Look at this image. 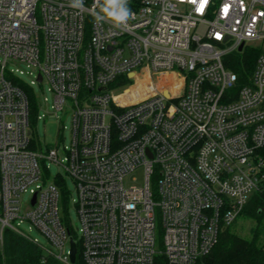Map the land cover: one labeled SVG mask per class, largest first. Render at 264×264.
I'll return each instance as SVG.
<instances>
[{
	"label": "built area",
	"instance_id": "obj_1",
	"mask_svg": "<svg viewBox=\"0 0 264 264\" xmlns=\"http://www.w3.org/2000/svg\"><path fill=\"white\" fill-rule=\"evenodd\" d=\"M84 3L77 13L68 0H0V244L9 229L63 264H74L70 241L85 264H198L264 188V0H129L123 30L95 25L94 0ZM243 49L257 56L239 83L225 63ZM34 83L47 85L52 112L69 113L67 143L34 139L47 101ZM137 169L143 183L127 186Z\"/></svg>",
	"mask_w": 264,
	"mask_h": 264
},
{
	"label": "trees",
	"instance_id": "obj_2",
	"mask_svg": "<svg viewBox=\"0 0 264 264\" xmlns=\"http://www.w3.org/2000/svg\"><path fill=\"white\" fill-rule=\"evenodd\" d=\"M256 56L254 49L235 51L225 64L237 73L239 83H243L251 73ZM30 103L33 106V96H30ZM239 216L254 221L251 237L244 238L226 227L220 232L216 245L198 264H264V188L251 193ZM0 264L63 263L32 240L6 229L0 244ZM74 264H85L78 244Z\"/></svg>",
	"mask_w": 264,
	"mask_h": 264
},
{
	"label": "rangeland",
	"instance_id": "obj_3",
	"mask_svg": "<svg viewBox=\"0 0 264 264\" xmlns=\"http://www.w3.org/2000/svg\"><path fill=\"white\" fill-rule=\"evenodd\" d=\"M204 26L199 25L196 29H194L195 34H203ZM12 68H18L23 70V74H19L16 72V75L25 83L29 84L30 80L34 78L33 75H28L25 73V71L31 70L30 67H27L25 63H19V64H12L10 65ZM168 80H170L169 85V91L172 95H176L180 92V88L182 85V81L175 76L174 73H170L167 76ZM133 80L130 78L128 81V84L132 83ZM156 82V79L154 80ZM31 87L34 90V93L40 98L41 100L43 97L47 98V101L45 105L42 103V107L38 109L39 114H44L39 119L35 120L32 124V131L33 136L35 140H39L41 146L44 148L45 146L53 145L54 143L62 144L67 143L69 140V132L66 129L62 128V125L68 126L69 124V113H64V111H58L56 114L52 112L50 109L51 104V93L49 90H47V85L45 83L43 84H37L34 83L31 85ZM130 91V90H129ZM128 91V92H129ZM115 92H118L116 90ZM61 132V133H60ZM49 165V178L54 177L58 172V166L54 162H48ZM143 171L142 169H137L133 171L126 179L125 184L127 186L131 185H141L143 183ZM65 187L67 192V199L68 202L65 203L66 209L64 211L65 216L69 219L71 229H72V236L75 241L79 238V220L78 215L76 213L75 206L73 204L72 199L76 197V191L73 181L70 178H66L65 181ZM29 194L27 192L22 193L21 195V201H22V207H26V203L29 199ZM254 221L248 218H244L242 216H238L235 223L229 226V229L236 233L237 235H240L244 238H250L251 237V228L254 226ZM21 228L31 237L35 238L41 245L47 246V240L46 238L34 227H32L29 223L24 222L21 224ZM257 243H259V239L257 240Z\"/></svg>",
	"mask_w": 264,
	"mask_h": 264
},
{
	"label": "clouds",
	"instance_id": "obj_4",
	"mask_svg": "<svg viewBox=\"0 0 264 264\" xmlns=\"http://www.w3.org/2000/svg\"><path fill=\"white\" fill-rule=\"evenodd\" d=\"M67 7L77 13L85 10L84 0H68ZM93 23H110L114 28L127 29L129 20L135 18V13L129 6V0H94L90 9Z\"/></svg>",
	"mask_w": 264,
	"mask_h": 264
},
{
	"label": "water",
	"instance_id": "obj_5",
	"mask_svg": "<svg viewBox=\"0 0 264 264\" xmlns=\"http://www.w3.org/2000/svg\"><path fill=\"white\" fill-rule=\"evenodd\" d=\"M242 45H239L238 50H240ZM40 79V77H38ZM76 257V247L73 241H70V254H69V260L71 263L75 262Z\"/></svg>",
	"mask_w": 264,
	"mask_h": 264
}]
</instances>
